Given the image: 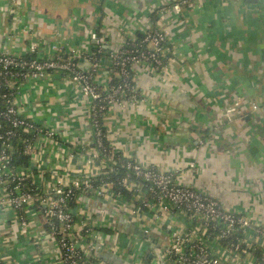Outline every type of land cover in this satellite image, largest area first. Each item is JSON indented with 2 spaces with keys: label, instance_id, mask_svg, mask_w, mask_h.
I'll use <instances>...</instances> for the list:
<instances>
[{
  "label": "crops",
  "instance_id": "obj_1",
  "mask_svg": "<svg viewBox=\"0 0 264 264\" xmlns=\"http://www.w3.org/2000/svg\"><path fill=\"white\" fill-rule=\"evenodd\" d=\"M169 3L0 0V47L45 58L51 43L86 69L93 33L105 39L104 53L117 51L157 24L154 10ZM164 27L167 67L139 73L137 104L127 112L114 109L104 120L107 142L121 156L176 172L181 184L245 208L264 224V3L194 0L181 17L168 14ZM101 60L96 82L105 87L114 73L110 60ZM24 86L30 117L55 131L61 145H42L45 159H60L62 146L75 154L73 141L94 137L89 104L61 75ZM226 107L235 108L234 118L220 116ZM119 218L118 229L144 238L127 217ZM8 226L0 223V230L8 233Z\"/></svg>",
  "mask_w": 264,
  "mask_h": 264
},
{
  "label": "built area",
  "instance_id": "obj_2",
  "mask_svg": "<svg viewBox=\"0 0 264 264\" xmlns=\"http://www.w3.org/2000/svg\"><path fill=\"white\" fill-rule=\"evenodd\" d=\"M193 3L170 0L154 10L157 24L142 32L149 52L121 46L110 54L111 68L122 78L117 86L102 87L94 77L102 64L96 54L106 44L96 33L97 51L87 54L86 69L51 43L45 58L0 47V223H9L8 233L0 230V264H161L160 255L165 264H264V224L247 209L224 205L181 184L176 172L126 155L128 173L120 185L132 199L105 181L121 161L118 146L106 145L104 120L114 109L127 112L137 104L140 72L166 69L165 17L179 18ZM56 74L89 104L94 137L73 141L75 154L62 146L61 158L51 162L42 145H61L55 131L30 117L24 85ZM235 111L226 107L220 116L230 120ZM25 158L27 164L17 167L16 160ZM76 195L77 205H70ZM120 216L144 238L118 229Z\"/></svg>",
  "mask_w": 264,
  "mask_h": 264
},
{
  "label": "trees",
  "instance_id": "obj_3",
  "mask_svg": "<svg viewBox=\"0 0 264 264\" xmlns=\"http://www.w3.org/2000/svg\"><path fill=\"white\" fill-rule=\"evenodd\" d=\"M153 19L155 22H157L159 19H158V15L157 13L153 14ZM123 48L125 49H128V50H131V51H139V52H149L150 50L147 48V45L145 42H143V36H138L137 39L135 41H128L124 46ZM93 51H97V46L93 47ZM108 52L107 53H104L105 50L103 51L102 54H96V57H97V60H100L102 59V57H105V59L107 60H110V54L113 52L111 50H107ZM108 54V55H107ZM30 57H33V56H30ZM110 69H111V72L114 73L113 76L111 77V79H109V84L112 85V86H117L119 85L120 83H122V78L119 77V75L117 74V72H115L114 70H112L111 68V64H110ZM97 73V72H96ZM96 73L94 75V77H96ZM133 83V82H132ZM107 136L105 135V141H106V145H109L110 143L107 142L106 140ZM28 158H25V159H20V160H16L15 164L17 167H21L22 165H26L27 162H28ZM120 161L118 165H113L112 169H113V172L108 176L106 177L105 181L107 182H112L114 185H115V190L117 192H121L122 194V197L128 201H130L132 199V192L128 191V190H125L121 185H120V181L122 180V178H124L127 173H128V170L126 169L124 163L126 162V158H124L123 156H121L120 154ZM100 183V182H98ZM79 197V196H78ZM77 195L76 197L74 198V201L71 202L70 205H77V200L78 199ZM92 202H90V205H93L91 204ZM98 204V203H97ZM99 205V204H98ZM73 209V207H72Z\"/></svg>",
  "mask_w": 264,
  "mask_h": 264
},
{
  "label": "water",
  "instance_id": "obj_4",
  "mask_svg": "<svg viewBox=\"0 0 264 264\" xmlns=\"http://www.w3.org/2000/svg\"><path fill=\"white\" fill-rule=\"evenodd\" d=\"M160 259H161V264H165L163 257L160 255Z\"/></svg>",
  "mask_w": 264,
  "mask_h": 264
}]
</instances>
